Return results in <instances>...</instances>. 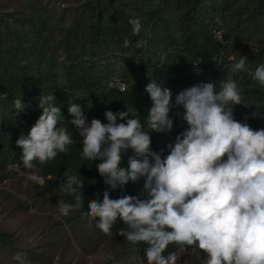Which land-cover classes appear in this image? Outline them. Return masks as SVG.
<instances>
[{"label":"trees","instance_id":"obj_1","mask_svg":"<svg viewBox=\"0 0 264 264\" xmlns=\"http://www.w3.org/2000/svg\"><path fill=\"white\" fill-rule=\"evenodd\" d=\"M42 1L18 0L12 12L0 13V94H7L0 99V174L10 165L23 166L22 149L16 141L28 135L42 114L39 97L53 94L65 117L62 126L74 143L45 165L34 162L44 178L39 188L61 195L63 173L66 169L78 172L84 182V203L70 213L83 224L95 226L85 214L90 211V201H102L105 191L112 199L139 195L144 178L130 181L122 190H111L104 183L96 168L100 161H87L82 156L79 130L70 123L68 114L70 101L82 107L89 123L93 118L107 123L105 112L131 109V115L149 131L146 121L151 101L145 90L149 83L155 81L169 89L175 105L181 91L201 83L218 85L231 76L242 89L247 106H235V119L253 129L264 128V86L250 75L264 64V0H172L177 13L173 22L152 0ZM57 3L70 6H61L56 17L53 8ZM6 6L0 1V8ZM130 19H139L138 35L133 34ZM217 31L224 45L218 42ZM125 38L130 41L128 47L124 46ZM137 41L142 42L140 47ZM238 54L247 57V70L232 72L231 64L239 59ZM121 83L127 85L124 92L119 90ZM17 98L24 105L19 112L13 104ZM182 112L174 107L170 113V132L149 133L153 151L163 149L164 155L168 154L167 144L187 127ZM121 167L128 168L127 156ZM65 202L71 203L72 198L66 196ZM123 228L122 221L113 227L112 240L118 253H140L146 259V245L127 241L118 234ZM12 235L0 232V244L10 243ZM178 248L170 245L168 250Z\"/></svg>","mask_w":264,"mask_h":264},{"label":"clouds","instance_id":"obj_2","mask_svg":"<svg viewBox=\"0 0 264 264\" xmlns=\"http://www.w3.org/2000/svg\"><path fill=\"white\" fill-rule=\"evenodd\" d=\"M133 34L141 30L139 19H130ZM219 23V20H217ZM218 42L223 37L217 34ZM130 41L125 38L124 46ZM141 41H137L140 47ZM232 55L231 59H235ZM239 56V54H238ZM248 59L239 56L231 64L232 72L246 71ZM252 79L264 86V64L259 65ZM134 83V82H133ZM124 92L127 85L121 83ZM151 101L147 128L131 109L104 113L107 123L93 118L90 123L79 104L69 102L70 123L79 130L82 156L87 161H100L96 168L111 189L121 190L130 181L144 178L143 191L136 196L89 202L90 222L105 235H113V227L122 221L125 228L119 235L133 244L143 243L147 264H177V254L170 245L195 246L207 257L206 264H264V128L253 129L234 117V108L243 104L242 89L231 76L219 82L201 83L185 89L175 97L155 81L146 86ZM6 93L0 94L5 99ZM42 114L28 135L20 136L22 165L33 170L36 163L45 165L73 144L71 133L62 126L65 119L53 94L39 97ZM19 112L21 99L13 101ZM180 113L187 127L167 144L164 150L153 151L150 132H170V113ZM247 107V106H246ZM255 116V114H253ZM131 151L132 155H128ZM127 156L128 168L121 167ZM30 181L43 184V177L30 172ZM61 183L59 212L68 216L84 203L83 178L66 169ZM16 264H31L23 253L13 257Z\"/></svg>","mask_w":264,"mask_h":264},{"label":"rangeland","instance_id":"obj_3","mask_svg":"<svg viewBox=\"0 0 264 264\" xmlns=\"http://www.w3.org/2000/svg\"><path fill=\"white\" fill-rule=\"evenodd\" d=\"M0 1L7 4L0 8V13L12 12V5H19L18 0ZM152 2L160 5L171 22L176 20L172 0ZM61 6L54 5L56 17ZM217 34L221 35L219 31L215 32L216 37ZM30 172L41 176L37 168L29 170L18 165H10L0 174V232L13 234L10 243L0 244V264H16L13 257L18 252L25 254L31 264H147L140 253L129 256L118 253L112 240L114 234L105 235L71 213L61 215L58 202L65 201L66 196L43 191L39 188L42 184L27 178ZM173 251L177 264H204L207 259L198 248L181 247Z\"/></svg>","mask_w":264,"mask_h":264},{"label":"built area","instance_id":"obj_4","mask_svg":"<svg viewBox=\"0 0 264 264\" xmlns=\"http://www.w3.org/2000/svg\"><path fill=\"white\" fill-rule=\"evenodd\" d=\"M224 45V42H221Z\"/></svg>","mask_w":264,"mask_h":264}]
</instances>
